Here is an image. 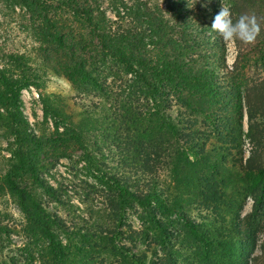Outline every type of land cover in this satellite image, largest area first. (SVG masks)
<instances>
[{"label":"trees","instance_id":"1","mask_svg":"<svg viewBox=\"0 0 264 264\" xmlns=\"http://www.w3.org/2000/svg\"><path fill=\"white\" fill-rule=\"evenodd\" d=\"M0 2L10 13L19 15L15 10L19 9L30 16L36 40L41 42L39 52L42 53V63L49 64L52 56L65 57L63 70L72 86L94 87L98 95L108 99L112 96L107 84L108 78L112 76L109 73L112 64L124 75H131L133 79H130L127 89L122 92H126L125 97L129 99L117 101L114 110L120 121L115 133L118 147L125 157L123 160H127L136 171L154 172L153 162L163 161L167 166L171 164L173 155L169 156L166 146L171 139L193 145L198 154L204 156L205 166L210 165L208 158L214 152L218 153L223 163L227 157H231L233 165L244 172L246 178L242 193L237 197L228 195L221 189L222 181L198 175V196L203 206L211 209L215 220L210 226H192L189 230L194 241L199 242L197 251L204 260L203 264H264V242L260 245L261 254L253 256L259 233L264 232V80L252 81L250 85L245 81L243 91H240L239 86L213 85V80L220 77L210 71L209 59L212 55L208 48L221 44L219 41L211 44L214 33L211 25L199 23L194 26L188 15L182 13L183 0H171L168 5L175 17L174 24L153 16L151 12L139 15L138 11L143 9L135 6L129 14L135 21L146 24L145 31L126 29L119 23L123 19L120 11L127 8L123 1H110L116 9L117 20L107 17L105 11L99 9L98 0ZM64 15L65 20L67 16L76 19L79 29L67 23L61 24ZM83 28L88 30L87 36L82 32ZM176 31L180 41L175 36ZM259 38L264 42L263 30ZM260 39L253 45L258 60L264 56V50H259ZM242 51L239 53L241 59L246 56ZM196 61H201L199 68L195 67ZM222 64L226 67L223 61ZM9 74L8 70L0 71V116L6 115L10 120V128L13 129L18 147L15 175L24 179L18 180L9 175L6 177V185L18 197L27 217V233L34 237L38 233L46 239L52 256H63L64 249L55 239L52 226L49 225V214L44 212L42 201L29 186L36 182L51 202L65 204L62 195L42 178L47 167H44L39 157L45 152H81L80 158L90 170L111 185L109 208L114 212L121 214L134 202L148 204L150 199L155 198L151 190L147 196L133 193L130 188L134 183L129 177L111 174L104 159H95L93 150L101 152L98 143L91 142L82 128L78 129L73 124L62 127L58 122L61 119L60 111L46 100L42 102L44 115L53 122L55 132L48 136L34 134L20 106V92L30 86L32 80L6 77ZM133 89L148 104L146 113L130 103V96L135 95ZM175 104L183 110L179 116L184 111L188 112L190 118L185 121L187 127L183 125V120L174 123L166 114ZM243 105L247 112L246 136L250 145L247 157L241 149L243 129L240 112ZM199 115H205L201 121L204 131L197 128ZM60 127L63 128L61 132ZM207 146L211 147L210 154L206 152ZM64 154L61 153V156ZM176 154L174 159L180 153L176 151ZM169 158L171 161H167ZM186 169L182 170L186 172ZM248 175L250 181L247 180ZM25 178L31 183L26 182ZM247 198L252 200L251 211L242 216ZM181 214L187 219V213ZM53 218L64 226L57 216L53 215ZM10 231L0 224V233L8 235ZM140 236L135 233L129 239L134 242ZM136 261L138 263L135 264H141L139 258Z\"/></svg>","mask_w":264,"mask_h":264},{"label":"rangeland","instance_id":"2","mask_svg":"<svg viewBox=\"0 0 264 264\" xmlns=\"http://www.w3.org/2000/svg\"><path fill=\"white\" fill-rule=\"evenodd\" d=\"M110 1L98 0L99 9L105 11L107 17L117 20L116 9ZM119 1L126 3V10L120 11L123 19L119 22L126 29L137 28L145 31L147 28L143 21H135L129 14L135 6L143 9L138 11L139 15L144 16L151 12L153 16H159L174 24L175 17L168 6L171 0H114ZM183 1L182 13L188 15L194 26L199 23L204 26L212 25L221 4H226L231 8L234 21L242 14L254 13L260 19L264 31V0ZM15 10L19 15L10 13L0 2V71L8 70L10 74L6 77L32 80V84L20 92L21 110L30 129L38 136H48L55 132L53 122L44 115L42 102L46 100L54 109L60 111L61 119L58 122L62 127L73 124L78 129L82 128L91 142L98 143L101 152L93 150L95 159H104L111 174L129 177L134 183L130 188L133 193L147 196L151 190L155 198L150 199L148 204L134 202L121 214L114 212L109 208L111 185L105 178L90 170L81 160V152H45L39 157L44 167H47L42 178L62 195L65 204L51 202L38 183L34 182V185L29 186L42 201L44 212L49 214V225L52 226L55 239L64 249L63 256H52L46 239L38 233L35 237L27 233V217L18 197L6 185V177L9 175L18 180L24 177L15 175L18 147L13 129L10 128V120L6 115L0 116V224L11 230L8 235L0 233V264H135L138 263L136 258L140 259L141 264H203L204 260L197 251L199 242L194 241L189 229L192 226H210L215 215L210 208L203 206L198 196L197 177L200 174L215 177L217 181H222L221 189L228 195L237 197L245 186L244 172L233 165L231 157H227L223 163L215 152L208 158L210 165L205 166L204 156L198 154L193 145L182 144L177 139H171L169 145H166L169 156L173 155L172 161L171 158L167 160L171 164L167 166V163L158 161L153 162L152 173L136 171L127 160H123L125 157L118 147L115 133L120 121L114 110L118 105L117 101L129 99L125 97L126 92H122L133 79L131 75H124L111 63L113 66L109 73L112 76L108 78L107 84L112 96L108 99L98 95L94 87L72 86L63 70L65 57L52 56L49 64L42 63V53L39 52L41 42L36 40L30 16L19 9ZM65 18L64 15L61 24L67 23L79 29L76 19L67 16L66 21ZM82 32L87 36L86 28ZM146 33L149 34L147 31ZM175 36L180 41L177 31ZM145 40L149 41L148 38ZM211 40V44L218 41L221 44L208 48L212 55L209 59L210 71L220 77L213 80V85H229L235 88L239 86L240 91H243L245 81L250 85L252 81L264 80V56L260 60L255 58L257 51L253 45L240 42L236 45L228 44L215 32ZM258 44L259 50H264L261 39ZM149 48L152 49V46ZM241 50L242 54H246L242 59L239 55ZM200 63L201 61H196L195 67L199 68ZM133 91L135 95L130 96V103L146 113L148 104L137 90ZM149 105L152 106L150 102ZM182 111L175 104L166 114L174 123L179 119L183 120V125L187 127L188 123L185 121L190 117L186 111L179 116ZM240 113L243 129L241 149L247 157L250 145L246 136L248 122L244 105ZM204 118L205 115H199L198 118L197 128L201 131L205 129L201 127ZM62 127L59 128L60 132ZM207 147L206 152L210 154L211 147ZM176 151L180 154L174 159ZM61 153L66 154L61 156ZM53 164L54 166H50ZM25 179L31 183L28 178ZM249 179L248 175L247 180L250 181ZM251 205L252 200L247 198L242 216L251 211ZM181 212L187 213V219L183 218ZM135 233L141 236L133 242L129 236ZM258 237L253 256L261 254L260 245L264 242V232H260Z\"/></svg>","mask_w":264,"mask_h":264},{"label":"clouds","instance_id":"3","mask_svg":"<svg viewBox=\"0 0 264 264\" xmlns=\"http://www.w3.org/2000/svg\"><path fill=\"white\" fill-rule=\"evenodd\" d=\"M229 5L221 4L219 12L215 15L211 30L217 33L224 42L236 45H255L261 35L262 26L260 19L253 14H242L233 20Z\"/></svg>","mask_w":264,"mask_h":264}]
</instances>
